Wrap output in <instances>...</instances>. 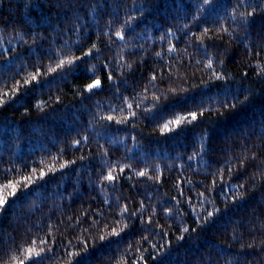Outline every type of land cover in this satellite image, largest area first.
Listing matches in <instances>:
<instances>
[{"label":"trees","instance_id":"obj_1","mask_svg":"<svg viewBox=\"0 0 264 264\" xmlns=\"http://www.w3.org/2000/svg\"><path fill=\"white\" fill-rule=\"evenodd\" d=\"M77 45L95 58L49 71ZM262 47L264 0H0V196L20 183L0 206V264L29 247L46 249L42 264H264ZM90 77L102 88L87 92ZM225 96L242 103L221 108ZM190 110L204 112L195 126L160 133Z\"/></svg>","mask_w":264,"mask_h":264},{"label":"snow or ice","instance_id":"obj_2","mask_svg":"<svg viewBox=\"0 0 264 264\" xmlns=\"http://www.w3.org/2000/svg\"><path fill=\"white\" fill-rule=\"evenodd\" d=\"M203 2L205 4H209L212 2V0H203ZM97 3H99V0H97ZM101 7H103V6H101ZM254 15H255V10L248 13L249 18H251ZM133 19H135V18L133 17V18H130L129 20L124 21L125 26L130 28ZM109 28L112 31V33L116 39H118L120 41L125 40V33L123 31H119V30L112 28L111 27V21H109ZM204 31L207 32L208 29H204ZM161 40H164L170 44V47L167 49L168 52H175L176 51L175 45L171 44V41L168 40L167 35L164 37H161ZM76 47L78 48L79 51L84 52L83 48H79V45H77ZM94 47L95 46H93V48ZM93 48H89L86 52H84L83 56H74V57H70L68 59L59 58L58 62L56 64V67L49 69V71L50 72H56L57 70H63L65 67L71 68V66L74 65L77 60L83 61L84 57L95 58L93 56ZM262 50H264V47H262ZM157 55L159 56L161 54L157 53ZM85 62H88V61H85ZM208 67L212 68L211 61H209ZM90 78H92V83H89L87 85V88H86L87 92L92 93L94 89L99 90L102 88V82L100 79L94 78V77H90ZM217 78L221 79L223 77H217ZM109 79H113V78L111 76H109ZM155 80H156V76L153 75L150 78V83L152 81H155ZM33 82L39 83L38 75H32L30 80L25 81V86H29ZM114 87H116L118 89L119 85L115 84V82H114ZM154 99L158 101L160 99V97L157 96ZM246 99H247V96H245V100ZM236 103H242V101H240L237 97H232V99L229 100L227 98V96H225L223 99H221L219 101V106L221 108L229 109V108H234ZM36 107H39V105H36ZM127 107L129 109H132L133 105L128 104ZM154 107L158 108L159 106L156 105ZM211 111H215V109H211ZM135 116H136V113L133 112L132 117H135ZM203 117H204L203 111L190 110V111H187L186 113L173 112L171 114L170 118L169 117L163 118L164 122L162 124H160L159 131L162 135H166V136L174 134V133L178 135L180 132H183L184 130H186L189 126H195L196 122H198ZM129 119H131V118H129ZM106 121L108 124L126 123V121H124V120H117L112 115H108L106 117ZM205 137H206V133H202L201 134V142H198V147H197L196 153H194L192 156H189L188 157L189 160L195 159V156L198 155L200 153V151L203 149L204 145H203L202 141ZM75 143H76V145H80L81 141L77 140V141H75ZM74 163H75V161H64L63 163H61L59 165V169H55L53 166V167L49 168V170L47 172L41 170L38 176L36 175V170L33 169L32 175H26L23 177L24 187H30L32 183L36 182V180L44 179V177L47 176L49 174V172L62 170L66 167H69L70 164H74ZM120 171H121V173H123L126 171V169L121 168ZM136 174L139 177H145L148 175V173L146 171H139ZM149 178H151V177H149ZM102 179H103V181L107 182L108 184L115 185V183L118 180V176L115 175L113 173V171H107L105 174H103ZM156 179L159 180L160 177L157 176ZM6 187L11 189V191L7 193V197H13L14 198L17 196V191H18V188L20 187V183L19 182L10 183V184L6 185ZM7 197L0 196V206H5L8 204L9 201H8ZM168 211H169V213H171V209H168ZM218 211H219L218 209L215 211L205 210L204 215L198 217L197 220L203 221V223H208L211 221V219L216 215V213ZM127 213H128V208H127V206H125L124 210L122 212H120L119 215L121 217H124ZM148 223L150 224L151 220H149ZM125 227H127V225H125ZM123 231H124V228H120L119 230H117L116 227H112L110 232L108 233V236L109 237H111V236L119 237ZM189 231H190V229L188 227L183 228V232L187 233ZM191 231H196V229L192 228ZM184 238L185 237L183 235L178 237L179 240H183ZM105 239H106V236H104V235H101L99 237V240H101V241H103ZM152 247H153V249H157V245H155V244H153ZM163 248H164V245H160L159 249H157V253L159 254L160 249H163ZM43 255H46V249L41 248L39 251H37L35 248L29 247L25 250V255L23 258L14 257L15 264H29V261H31V264H42ZM75 255L79 256L80 253H75ZM153 259H154V257H153ZM68 264H72V262L69 261ZM136 264H147L145 257L143 255H141L139 257V259L136 261Z\"/></svg>","mask_w":264,"mask_h":264}]
</instances>
